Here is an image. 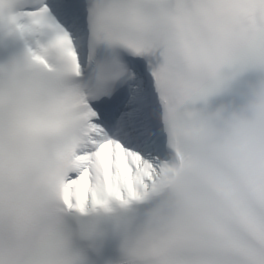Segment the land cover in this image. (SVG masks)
Instances as JSON below:
<instances>
[{"label":"snow or ice","instance_id":"obj_1","mask_svg":"<svg viewBox=\"0 0 264 264\" xmlns=\"http://www.w3.org/2000/svg\"><path fill=\"white\" fill-rule=\"evenodd\" d=\"M0 29L25 45L0 66V264H85L69 222L155 200L176 118L264 72V0H0ZM204 215L158 202L124 264H264V182Z\"/></svg>","mask_w":264,"mask_h":264},{"label":"clouds","instance_id":"obj_2","mask_svg":"<svg viewBox=\"0 0 264 264\" xmlns=\"http://www.w3.org/2000/svg\"><path fill=\"white\" fill-rule=\"evenodd\" d=\"M173 133L178 157L157 178L154 199L164 217L199 205L205 212L200 224L211 235V218L226 215L264 182V78L239 102L177 117Z\"/></svg>","mask_w":264,"mask_h":264},{"label":"bare ground","instance_id":"obj_3","mask_svg":"<svg viewBox=\"0 0 264 264\" xmlns=\"http://www.w3.org/2000/svg\"><path fill=\"white\" fill-rule=\"evenodd\" d=\"M111 207L114 208V205H112Z\"/></svg>","mask_w":264,"mask_h":264}]
</instances>
